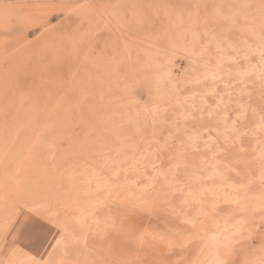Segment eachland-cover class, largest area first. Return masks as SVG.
Listing matches in <instances>:
<instances>
[{
	"label": "rangeland",
	"instance_id": "374dc122",
	"mask_svg": "<svg viewBox=\"0 0 264 264\" xmlns=\"http://www.w3.org/2000/svg\"><path fill=\"white\" fill-rule=\"evenodd\" d=\"M0 264H264V0H0Z\"/></svg>",
	"mask_w": 264,
	"mask_h": 264
}]
</instances>
